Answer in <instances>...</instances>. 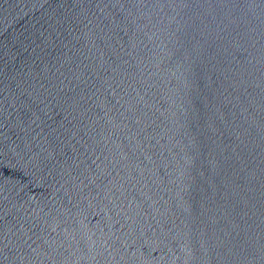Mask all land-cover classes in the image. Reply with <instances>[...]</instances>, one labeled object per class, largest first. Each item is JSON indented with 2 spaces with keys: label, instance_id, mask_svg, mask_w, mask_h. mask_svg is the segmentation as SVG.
<instances>
[{
  "label": "water",
  "instance_id": "water-1",
  "mask_svg": "<svg viewBox=\"0 0 264 264\" xmlns=\"http://www.w3.org/2000/svg\"><path fill=\"white\" fill-rule=\"evenodd\" d=\"M0 264H264V0H0Z\"/></svg>",
  "mask_w": 264,
  "mask_h": 264
}]
</instances>
